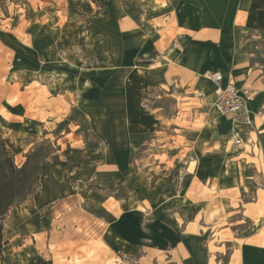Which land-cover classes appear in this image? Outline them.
Segmentation results:
<instances>
[{
  "label": "crops",
  "instance_id": "crops-1",
  "mask_svg": "<svg viewBox=\"0 0 264 264\" xmlns=\"http://www.w3.org/2000/svg\"><path fill=\"white\" fill-rule=\"evenodd\" d=\"M15 15L11 30H24L29 42L15 41L7 48L31 63L41 60L62 67L60 74L68 77L65 85L72 87L66 94L74 97L73 103L77 97L89 129L102 143L103 150L87 162H99L96 173L103 179L104 194L113 190L116 178L133 177L129 162L146 144L148 121L137 107L139 97L147 91H169L175 99L195 102L188 125L180 128L182 142L174 151L178 159L173 169L153 155L152 167L139 175L140 187L154 196L153 202L144 201L156 216L147 239L152 249L164 254L167 264H211L208 252L197 254L194 244L203 242L207 229L235 225L232 217L242 210V220L260 231L243 238L237 264H264V0H0L1 41L13 36L1 24ZM69 49L79 54L59 56ZM208 71L219 72L223 82L235 83L247 97L253 126L239 131V146L232 143L230 118L211 106L212 84L203 76ZM199 90L204 99L193 96ZM135 118L141 130L132 133L129 123ZM195 121L202 125L193 127ZM146 151L139 154L148 163L152 155ZM182 162L177 192L176 172ZM149 174L152 181L146 189ZM250 195L252 202L242 201ZM61 196L66 199L55 205L62 215L61 231L54 234L52 220L41 212H50L53 199ZM110 198L106 194L85 209L75 194L63 192L11 207L2 227L0 264H11L18 256L24 264H55L51 243H71L62 250L67 263L73 254L77 264H97L96 258L111 253L121 256L127 242L138 249L143 238L137 220L132 232L126 213L120 214L121 199L118 208L106 205ZM68 210L74 219L65 217ZM129 231L134 236L127 240Z\"/></svg>",
  "mask_w": 264,
  "mask_h": 264
},
{
  "label": "rangeland",
  "instance_id": "rangeland-1",
  "mask_svg": "<svg viewBox=\"0 0 264 264\" xmlns=\"http://www.w3.org/2000/svg\"><path fill=\"white\" fill-rule=\"evenodd\" d=\"M16 18L17 15L1 24V29L4 32H11L17 39L9 36L5 41L0 40V129L15 147L14 164L21 167L28 157L29 168L38 167L35 170H30L32 175L39 173V176L36 191L29 200L33 202V199H42L43 196L48 198L57 193L66 192L68 195L70 193L75 194L77 200L86 209L87 206L93 205V202L100 201V198L106 196V194L111 197L106 204L108 207L118 206L119 208L120 203L118 200L121 199L123 208L120 206V214L126 213L127 217L124 218H126L127 227L132 232L134 227L132 221L137 220L138 234L143 238V242L138 241V249L133 248L135 246L133 243L127 242V245L124 244V248L121 249V256L119 254L115 256L111 253L109 257L105 255V258H96L97 264H150V262L153 264H167L164 254L154 251L151 241H148L152 231L149 224L152 223L155 213L149 209L150 203L147 204L144 201L147 199L153 202L154 196L150 191L140 187L138 179L142 170L146 168L145 171H148L152 167L151 159L153 155L154 158L164 162L169 169H173V163L178 159V157L173 158L174 151L182 142L179 137L181 134L180 128L188 125L190 112L195 102L190 99H175L169 91H166L165 94L157 90L147 91L139 97L137 107L141 109V114L148 121L145 125L148 132L144 131L147 134L146 144L143 149L134 152V157L129 162V174L133 177H130V179L124 177V180L116 178V183L112 184L113 190L104 194L103 179L99 178L96 173L99 162L96 164L87 162L89 158L94 159L95 154L103 150L101 140L95 132L89 129V120L81 111L82 108L77 102V97H75L76 100L73 103L74 97L66 94L65 89H71L72 87H66L65 83L68 77L60 74L62 73V67H58L56 64L54 66L46 65L41 63V60L31 63L25 60L21 52H14L7 48L8 43L15 44V41L24 45L29 42V37L25 35L24 30L18 28L11 30L10 24L15 25ZM21 25H26L23 19ZM261 38L264 39V31ZM58 53L60 57L66 58V55H78L79 51L69 49ZM76 88L78 89V85ZM188 96L191 95L188 94ZM137 119L135 118L132 123H129V129L132 133L139 132L138 127L140 124H136L138 123ZM201 125L198 121L192 124L193 127ZM252 126L253 119L249 128ZM139 130H141L140 127ZM232 130L233 126L231 125ZM117 133L119 134V130ZM232 137L233 132L231 139H233ZM238 138L241 144L240 134H238ZM170 142L175 143L172 145ZM232 143L235 146L240 145H236L233 140ZM141 150H147L146 152L152 155L148 163L141 162L143 159L139 154ZM186 151L185 149L179 154L180 158L184 157ZM179 167H185L184 163L178 164L176 172L175 188L177 192L181 181V169ZM164 170L167 171L168 169ZM189 172H192V168ZM145 181L147 183L145 187L148 189L152 181L150 174L145 176ZM121 185H123L122 188ZM225 192H231V190ZM225 192L223 191L221 194H225ZM66 196L53 199L52 204L49 205L50 208L53 207L50 212L47 213V210L41 212L42 216L50 221L52 220L51 229L54 234L61 231V225L58 221L62 219V215L56 212L55 205L65 200L66 198L63 197ZM253 199L250 195L243 197L242 201L252 202ZM142 206L144 209H142ZM33 209L37 212L40 211L35 206H33ZM67 212L64 214L66 218H69V220L75 218L71 211L68 210ZM6 215L3 217V223ZM242 216L243 211L240 210L237 215L232 217L236 222L235 225L225 226L226 228L224 226H214L212 230L211 228L207 229L204 233L203 242L198 241L194 244L196 253L208 252L211 264H237L241 256L239 244L248 236L260 231V228L256 225L250 224L247 220H242ZM231 222L233 221L228 220V223ZM133 236V233L129 231L127 240ZM37 241L39 242L40 238L37 237ZM57 246H54L53 243L49 246L54 253L52 260L55 264H58L59 257V261L65 264H72V262L77 264L76 255L73 254L67 263L66 250H62L63 246L65 249L70 248L71 243ZM101 247L106 251L102 245ZM153 247L155 248V246ZM56 250H62L59 251L62 254L58 255L55 252ZM80 250L82 252L87 251L86 249ZM18 257L11 264H24V259ZM30 257L31 255L28 258ZM49 260L46 255V262H49Z\"/></svg>",
  "mask_w": 264,
  "mask_h": 264
},
{
  "label": "trees",
  "instance_id": "trees-1",
  "mask_svg": "<svg viewBox=\"0 0 264 264\" xmlns=\"http://www.w3.org/2000/svg\"><path fill=\"white\" fill-rule=\"evenodd\" d=\"M15 147L0 129V253L2 248L3 217L9 209L26 199L36 191L39 173L32 175L29 158L21 167L14 164Z\"/></svg>",
  "mask_w": 264,
  "mask_h": 264
},
{
  "label": "built area",
  "instance_id": "built-area-1",
  "mask_svg": "<svg viewBox=\"0 0 264 264\" xmlns=\"http://www.w3.org/2000/svg\"><path fill=\"white\" fill-rule=\"evenodd\" d=\"M204 78L212 84L211 106L219 116H228L233 126V142L238 145L239 131L252 124V118L247 109V97L242 90L233 82H223V76L219 72H205ZM193 96L196 99H204L202 91H194ZM215 124V121H212Z\"/></svg>",
  "mask_w": 264,
  "mask_h": 264
}]
</instances>
